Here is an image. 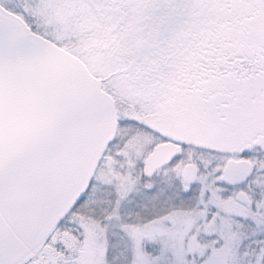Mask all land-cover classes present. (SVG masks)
Wrapping results in <instances>:
<instances>
[{
    "label": "snow or ice",
    "instance_id": "1",
    "mask_svg": "<svg viewBox=\"0 0 264 264\" xmlns=\"http://www.w3.org/2000/svg\"><path fill=\"white\" fill-rule=\"evenodd\" d=\"M0 264H264V0H0Z\"/></svg>",
    "mask_w": 264,
    "mask_h": 264
}]
</instances>
